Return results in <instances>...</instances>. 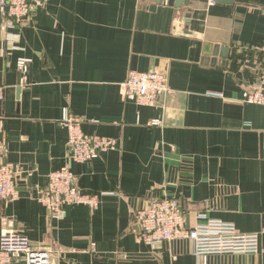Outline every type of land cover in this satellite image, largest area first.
Listing matches in <instances>:
<instances>
[{"label": "crops", "instance_id": "0c3cea01", "mask_svg": "<svg viewBox=\"0 0 264 264\" xmlns=\"http://www.w3.org/2000/svg\"><path fill=\"white\" fill-rule=\"evenodd\" d=\"M229 1L47 0L14 44L0 40L3 158L21 168L0 229L44 246L50 264H264V105L243 100L264 57V0ZM224 44L230 65H213ZM19 57L31 60L20 84ZM131 70L165 73L171 93L152 106L123 99ZM66 111L117 148L71 162ZM67 162L99 203L54 218L37 189ZM151 196L177 198L189 226L215 218L258 233L259 251L203 261L186 239L141 242L133 215Z\"/></svg>", "mask_w": 264, "mask_h": 264}, {"label": "built area", "instance_id": "2783aa9c", "mask_svg": "<svg viewBox=\"0 0 264 264\" xmlns=\"http://www.w3.org/2000/svg\"><path fill=\"white\" fill-rule=\"evenodd\" d=\"M46 2L47 0H0V40L14 44L19 39L20 28ZM260 46L264 52V41ZM30 61L25 57L16 60L20 82L27 79ZM170 93L167 75L158 71L131 70L121 84L122 98L139 106L162 104ZM2 98L3 87L0 85V100ZM243 100L246 103L264 105V58L257 69L254 85ZM60 123L67 131L71 162L83 163L96 159L118 146L113 137L85 133L78 119L67 111ZM152 123L158 124L159 121L153 120ZM2 132L3 119L0 117V201L3 202L16 198L15 178L21 168L18 164L4 160ZM37 190V202L54 218H61L68 205L84 204L96 209L99 203L97 196L84 194L77 187L76 176L69 162L50 172L46 186ZM133 217L141 228V242L153 246L162 241L186 239L191 242L192 254L203 261L210 255L259 251V234L239 232L232 222L208 218L187 227L181 203L173 196L149 197L135 210ZM199 218H204V215H199ZM0 221L6 223L5 218ZM16 259L20 260V264H50L51 252L44 246H34L23 233L0 229V264H10Z\"/></svg>", "mask_w": 264, "mask_h": 264}, {"label": "water", "instance_id": "95a60500", "mask_svg": "<svg viewBox=\"0 0 264 264\" xmlns=\"http://www.w3.org/2000/svg\"><path fill=\"white\" fill-rule=\"evenodd\" d=\"M151 2L154 3H162L165 5H171L175 6L176 8H179L183 3H186L188 0H150ZM215 2H224V3H233L232 1L229 0H213ZM187 17H189V14H187ZM234 55V48H229V45L224 44L221 46H217L214 48L213 53H212V64L214 65L215 62H217V57L219 56L220 60L219 63L223 67H228L230 65V60L233 58ZM208 58L204 57L203 61L206 62ZM19 84H20V74H19ZM19 91V86L18 89ZM188 217L185 216V224L188 227ZM138 225V224H137ZM139 226V225H138ZM140 229V228H139Z\"/></svg>", "mask_w": 264, "mask_h": 264}, {"label": "rangeland", "instance_id": "374dc122", "mask_svg": "<svg viewBox=\"0 0 264 264\" xmlns=\"http://www.w3.org/2000/svg\"><path fill=\"white\" fill-rule=\"evenodd\" d=\"M259 49H260L261 53H264V52L261 50V46L259 47ZM263 58H264V57H263ZM263 58H262V59H263ZM153 197H154V196H153ZM145 201H146V200H145ZM145 201H144V203H145ZM144 203H143V204H144ZM143 204H142V205H143ZM181 207H182V206H181ZM134 221H135V218H134ZM135 222H136V221H135ZM136 224H138V223L136 222ZM138 225H139V224H138ZM139 228H140V226H139ZM140 232H141V228H140Z\"/></svg>", "mask_w": 264, "mask_h": 264}]
</instances>
